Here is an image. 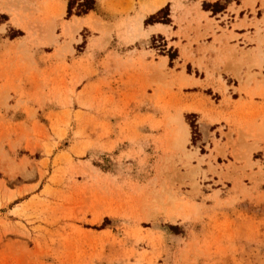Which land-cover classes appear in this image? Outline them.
Instances as JSON below:
<instances>
[{"label":"rangeland","instance_id":"1","mask_svg":"<svg viewBox=\"0 0 264 264\" xmlns=\"http://www.w3.org/2000/svg\"><path fill=\"white\" fill-rule=\"evenodd\" d=\"M69 1L0 0V264H264V115L239 120L229 77L263 70L264 0Z\"/></svg>","mask_w":264,"mask_h":264},{"label":"crops","instance_id":"2","mask_svg":"<svg viewBox=\"0 0 264 264\" xmlns=\"http://www.w3.org/2000/svg\"><path fill=\"white\" fill-rule=\"evenodd\" d=\"M26 1H28V6L25 7V11L27 13L31 14V15H33L34 13H37L38 12V14H40V18L41 17H44V19L47 18V17H49V14H51V15L52 14H56L55 12H56L57 7L64 5V10L65 11H64V15L61 17V20L64 21L63 18H64V16L67 13V1L68 0H51V2H52L51 4L50 3H48V4L45 3L48 0H26ZM129 1L130 0H97V12H103L105 14V16H106L104 18L109 17L111 20H114V18H117V12L114 11L113 9L116 8L117 10H120L122 8H125V7H127ZM159 1L160 0H151L147 4L146 8H148L149 5H155ZM217 1H219V0H207V1L204 0V3L211 4V3H214V2H217ZM244 2H245V0H241V4L240 5L236 4V2H234L233 4L235 5V8L238 9V8H240V7L243 6V3ZM167 3H169V0H166L165 3L158 10L162 9L163 7H165L167 5ZM204 3L201 1V4H200L201 10H203L202 13L203 14H206V15H213V16H215L212 11H206V10L203 9V4ZM261 4H262V0H257L256 7L255 8L258 11L259 10H262L263 11V8H262ZM13 6H15V4ZM229 6H232V5H229ZM15 7H18V4H16ZM22 7H24V6H19V10L20 11H22ZM135 7H136V10H140L139 0H135ZM240 11L241 12L246 11L249 14L252 13L251 9L242 8ZM22 12H24V11H22ZM154 13L155 12H153L151 14H154ZM20 14H22V13H20ZM151 14H148V15H151ZM221 14H223L224 16L226 15L225 13H221ZM221 14H219L218 16H220ZM91 15H96L97 17L101 18L100 15H98V13L91 12V13H89L88 15H86L84 17H74V19L75 18H77V19L85 18V20H87V19H89V17ZM262 16H264V12H262ZM12 19H13V15L11 14V19H10V22L7 23V28H9L10 26L17 28L18 30H21V28H22L23 31L26 32L25 27H23V25H20V26L15 25L13 23V20ZM74 19L70 23H72L74 21ZM210 19H215V17L214 18H210ZM251 19H254V17H252ZM65 22L68 23L67 21H65ZM56 23L58 25H60V21H57ZM236 23L237 22H235V24ZM159 24L160 23H156V24L148 25V26H145L144 25V26H145L146 29H148V28L157 29L160 26H165L163 24H161L159 26ZM231 24L233 25L234 23L232 22ZM24 25H26L25 22H24ZM82 30H83V27H82ZM238 30L239 31L236 33V35L242 36V35L246 34L245 33L246 30H244V28H240ZM173 32H175V30ZM250 34L251 35H254L255 32L254 31H251ZM159 35H163V34L162 33H151V36H150L149 39H152L153 37L159 36ZM26 37L27 36H25L23 38H26ZM251 46H249V49L248 50L255 49L256 48L255 45H251ZM262 50H263V54H264V48ZM221 71H222V68H221ZM253 71L256 74V77H255V80H253L251 82V85H250L249 88H247L245 86V79H244L243 83H240L238 81V79H236L235 77H233L232 74H230V75L228 74L230 78H232L234 81L237 82V83H234V85H233V87H234V89H236V91H233V92L230 91V94L236 95L235 99L233 98V102H234V107L237 110V114H238L239 120L240 119H243V118H247L246 115H249L248 116L249 118H252L253 116H256V115H258V114H260L262 112H263V115H264V96L263 97L262 96H252L251 93H250L252 90H255L256 89V85H257L256 84V81L258 82V85H259L258 87L260 89L259 90L260 93H264V67H263V70L262 71H259L257 69H254ZM222 72L224 74V71H222ZM223 74H222V78H224V75ZM204 75H205V71H204ZM215 76H216V79H217L218 74H216ZM205 80L206 79H204V78L201 79V81H203V82ZM216 86H217V83H215L212 80H210L209 83L207 84V86L205 88H203V89H207V90L208 89H213L215 91ZM196 88H199V87H196ZM243 91H245V92H243ZM187 94H202L199 97H201L202 101H204V102L209 101V102H207V105H208L209 108H212L213 109V107H214V106H212V103L213 102L211 100H209V98H208L207 95H205L203 93H200V92L199 93H196V92H193V93L192 92H188ZM214 105H216V104H214ZM192 111H193V113L199 112L198 110H195V109L190 110L189 112H192ZM202 118H204V115L203 114H202ZM216 124H219V123H212V125H216ZM261 124H264V116L262 118V123Z\"/></svg>","mask_w":264,"mask_h":264},{"label":"trees","instance_id":"3","mask_svg":"<svg viewBox=\"0 0 264 264\" xmlns=\"http://www.w3.org/2000/svg\"><path fill=\"white\" fill-rule=\"evenodd\" d=\"M75 1H77V0H70L69 1V4H68V17H71L73 15L72 11H73V8H74ZM78 1H80L82 3H79L77 5V12L75 14L76 16L82 17V16H85V15H88L91 12H96L97 11V0H78ZM219 4H220V2H217V3L214 4V6H218ZM168 7H169V5L165 9L161 10L160 12H158L156 15H153V16L149 17L145 21L146 26L153 25V24H156V23H161L158 20V15L160 13H162L164 10H166ZM164 24H169V22H165ZM170 58H171V60H173L172 56H170ZM191 128H192L193 131H195L196 130V124L192 122L191 123Z\"/></svg>","mask_w":264,"mask_h":264},{"label":"bare ground","instance_id":"4","mask_svg":"<svg viewBox=\"0 0 264 264\" xmlns=\"http://www.w3.org/2000/svg\"><path fill=\"white\" fill-rule=\"evenodd\" d=\"M165 3L164 0H160L159 2H157L154 6H152L150 8V10L147 11L148 14L156 12L163 4ZM142 21V18H140V24ZM182 127L179 129V131L177 132V138H176V142H177V146L180 148H184L186 143L189 140V131L187 130V127H185V125H183V121L182 119H180ZM180 124V123H179ZM173 197V196H172ZM171 197V198H172Z\"/></svg>","mask_w":264,"mask_h":264}]
</instances>
